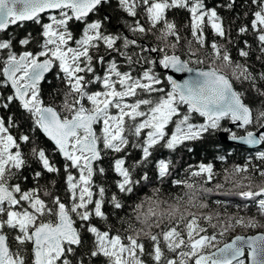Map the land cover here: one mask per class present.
Masks as SVG:
<instances>
[{"label": "snow or ice", "instance_id": "snow-or-ice-1", "mask_svg": "<svg viewBox=\"0 0 264 264\" xmlns=\"http://www.w3.org/2000/svg\"><path fill=\"white\" fill-rule=\"evenodd\" d=\"M29 22L35 34H9ZM0 34V264H264V231L226 237L264 228L255 217L190 213L143 236L104 211L125 208L141 169L162 184L171 154L205 135L247 148L233 170L264 176V0H0ZM218 172L200 162L170 183L193 190ZM244 187L236 197L264 216V187Z\"/></svg>", "mask_w": 264, "mask_h": 264}, {"label": "trees", "instance_id": "trees-1", "mask_svg": "<svg viewBox=\"0 0 264 264\" xmlns=\"http://www.w3.org/2000/svg\"><path fill=\"white\" fill-rule=\"evenodd\" d=\"M219 2V0H208L209 5ZM239 10V9H238ZM221 14L225 17L226 22L231 20L232 15L226 11L221 10ZM170 20H174L179 26H182L187 21V15L183 12L170 13ZM122 23V19L119 13H113L112 26L110 30H115L118 25ZM75 29V26H74ZM38 30V26L32 23H27L24 28H13L9 30V34L14 33L17 37H23L26 32L31 31L33 34ZM9 34H0V37L7 39ZM233 55H236V51L233 50ZM259 70V65H256ZM52 79V77H49ZM56 81L53 80V85ZM45 91L50 88L49 85H45ZM7 94V93H5ZM250 103H256L250 100ZM13 112L17 109L15 106L12 108ZM195 122H202L197 118ZM169 126V131H171ZM188 148L193 149L191 152L187 151ZM229 149L234 150L233 155H229L224 163H221L215 159L217 155L227 154ZM248 149L241 147L229 146L223 143L219 137V133L213 135H205L204 139L193 142H186L185 146L177 149V151L171 154V158L176 162L175 168L172 170V175L164 180L161 184L153 167L148 169H141L139 174L143 171L148 172L149 180L138 187L130 198L124 199L125 208L122 210H114L109 205H105L104 211L106 214H110V220L114 223H119V218H122L126 226L139 231L143 236L150 235L154 231V224L157 219L161 222L175 220L181 215H188L190 213L207 214L215 217L219 223L228 222L232 216L242 217H255L259 223L264 224V216H261L257 210L249 204L247 208L244 207V203L237 196V193L248 189L244 186L252 185L253 188L264 187V176H255L250 173L235 172L233 170V164H242L244 157L247 154ZM169 154L167 152L158 151L155 153L153 159L166 157ZM139 153L133 152L129 158V162L132 159L138 158ZM200 162L208 163L213 162L214 167L218 172L217 180L213 181L210 185L202 184L199 179H189V182L195 186V189L190 190L188 188H177L171 184L170 181L176 179L185 178L184 169L188 165H197ZM108 169L105 183L109 187L110 193L115 192L116 189L112 184L115 178L114 173L109 169V160L105 158L101 165ZM28 174V173H26ZM139 174L136 178H139ZM101 182V181H98ZM30 183V181H29ZM153 187H160L158 191H153ZM208 188L210 192H204L203 189ZM192 192V195L188 193ZM218 200H223L227 205L226 209L217 205ZM212 201V203H209ZM195 205V206H194ZM201 205H206V209ZM127 213V215H124ZM153 213L155 215L153 216ZM214 221V222H216ZM264 231V228H251L244 229L240 226H236L234 230L226 234V237L232 238L238 234H254ZM212 230L209 229V234ZM230 240V239H228ZM147 244V241H145ZM103 258L97 264H101Z\"/></svg>", "mask_w": 264, "mask_h": 264}, {"label": "water", "instance_id": "water-1", "mask_svg": "<svg viewBox=\"0 0 264 264\" xmlns=\"http://www.w3.org/2000/svg\"><path fill=\"white\" fill-rule=\"evenodd\" d=\"M176 78H183L184 74H175ZM219 137L221 139V141L229 146H234V147H241V148H245L244 146L241 145H235V144H231L227 141L226 136L223 133H219ZM247 149V148H246ZM260 232L254 233V234H248V235H255V234H259ZM239 235V234H238ZM246 235V234H245ZM234 238V236L232 237ZM227 242H230V240H228Z\"/></svg>", "mask_w": 264, "mask_h": 264}, {"label": "rangeland", "instance_id": "rangeland-1", "mask_svg": "<svg viewBox=\"0 0 264 264\" xmlns=\"http://www.w3.org/2000/svg\"><path fill=\"white\" fill-rule=\"evenodd\" d=\"M224 242H225V240H222V239H219V238L217 239V244H219V245H222ZM127 264H132V261L131 260H128L127 261Z\"/></svg>", "mask_w": 264, "mask_h": 264}, {"label": "flooded vegetation", "instance_id": "flooded-vegetation-1", "mask_svg": "<svg viewBox=\"0 0 264 264\" xmlns=\"http://www.w3.org/2000/svg\"><path fill=\"white\" fill-rule=\"evenodd\" d=\"M0 114H4V113L0 112Z\"/></svg>", "mask_w": 264, "mask_h": 264}]
</instances>
